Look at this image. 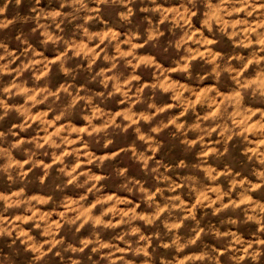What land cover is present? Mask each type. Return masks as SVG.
<instances>
[{
  "label": "clouds",
  "instance_id": "obj_1",
  "mask_svg": "<svg viewBox=\"0 0 264 264\" xmlns=\"http://www.w3.org/2000/svg\"><path fill=\"white\" fill-rule=\"evenodd\" d=\"M0 264H264V0H0Z\"/></svg>",
  "mask_w": 264,
  "mask_h": 264
}]
</instances>
